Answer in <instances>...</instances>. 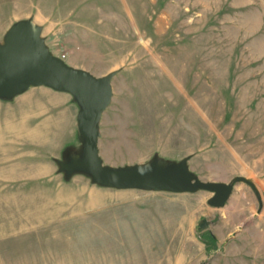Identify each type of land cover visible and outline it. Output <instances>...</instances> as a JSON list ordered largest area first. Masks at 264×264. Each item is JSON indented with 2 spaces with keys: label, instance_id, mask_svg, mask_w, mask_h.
<instances>
[{
  "label": "rangeland",
  "instance_id": "rangeland-1",
  "mask_svg": "<svg viewBox=\"0 0 264 264\" xmlns=\"http://www.w3.org/2000/svg\"><path fill=\"white\" fill-rule=\"evenodd\" d=\"M26 21L70 68L115 73L104 167L185 160L203 182L250 180L262 208L245 184L214 209L203 191L65 175L58 163L82 156L79 106L33 88L0 99V264H264V0H0V45Z\"/></svg>",
  "mask_w": 264,
  "mask_h": 264
},
{
  "label": "water",
  "instance_id": "water-1",
  "mask_svg": "<svg viewBox=\"0 0 264 264\" xmlns=\"http://www.w3.org/2000/svg\"><path fill=\"white\" fill-rule=\"evenodd\" d=\"M114 75L96 77L70 68L48 51L39 27L31 21L11 26L0 45V99L8 100L29 89L47 87L71 95L78 104L76 119L83 140L82 156L58 163L65 175L84 173L95 185L115 190L170 194L203 191L212 195L207 205L214 209L225 206L236 184H245L253 192L259 209L262 208L259 191L250 180L236 177L229 184L203 182L190 173L185 160L171 167L151 165L117 170L104 167L98 152L97 124L111 104ZM209 225L210 222L203 219L198 223V230L203 232Z\"/></svg>",
  "mask_w": 264,
  "mask_h": 264
},
{
  "label": "trees",
  "instance_id": "trees-1",
  "mask_svg": "<svg viewBox=\"0 0 264 264\" xmlns=\"http://www.w3.org/2000/svg\"><path fill=\"white\" fill-rule=\"evenodd\" d=\"M204 244L206 245H212V242L214 241L213 237L210 235H203L200 237Z\"/></svg>",
  "mask_w": 264,
  "mask_h": 264
},
{
  "label": "built area",
  "instance_id": "built-area-1",
  "mask_svg": "<svg viewBox=\"0 0 264 264\" xmlns=\"http://www.w3.org/2000/svg\"><path fill=\"white\" fill-rule=\"evenodd\" d=\"M61 60H64V56L59 57Z\"/></svg>",
  "mask_w": 264,
  "mask_h": 264
}]
</instances>
